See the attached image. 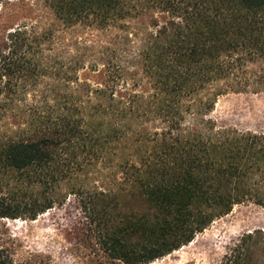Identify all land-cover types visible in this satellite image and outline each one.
Segmentation results:
<instances>
[{"label": "trees", "instance_id": "16d2710c", "mask_svg": "<svg viewBox=\"0 0 264 264\" xmlns=\"http://www.w3.org/2000/svg\"><path fill=\"white\" fill-rule=\"evenodd\" d=\"M24 1L34 19L0 30V167L42 193L71 184L87 264H147L234 204L264 207V131L209 116L223 94L264 90V0ZM131 189L152 213L118 222L107 200ZM38 200L0 199V216L57 201ZM260 247L224 264H264ZM0 264H15L2 246Z\"/></svg>", "mask_w": 264, "mask_h": 264}, {"label": "rangeland", "instance_id": "374dc122", "mask_svg": "<svg viewBox=\"0 0 264 264\" xmlns=\"http://www.w3.org/2000/svg\"><path fill=\"white\" fill-rule=\"evenodd\" d=\"M34 17L27 1L14 0L0 6V30L8 26L6 22L13 25ZM209 116L219 127L262 132L264 90L223 94L217 98ZM90 177L91 174H88L83 178L90 180ZM103 180L107 186H114L109 176ZM71 188V184L61 183L52 193H42L39 186L22 183L0 167V199L4 202L3 206H18L22 210L24 204L50 194L57 200L34 219L28 217L26 210L17 218L0 216V246L10 252L15 264H87L94 246L88 239L89 225ZM133 191L120 192L117 198L107 200L118 222L152 213L146 200ZM111 200H115V204ZM239 245L252 249L260 245L258 251L251 254V262L263 258L264 207L250 201L234 204L228 213L214 218L190 242L147 264H224Z\"/></svg>", "mask_w": 264, "mask_h": 264}]
</instances>
